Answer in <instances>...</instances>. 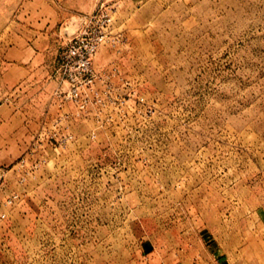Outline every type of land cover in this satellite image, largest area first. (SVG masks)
<instances>
[{"label":"rangeland","instance_id":"obj_1","mask_svg":"<svg viewBox=\"0 0 264 264\" xmlns=\"http://www.w3.org/2000/svg\"><path fill=\"white\" fill-rule=\"evenodd\" d=\"M102 1L0 0V264H264V0H121L104 105L37 119Z\"/></svg>","mask_w":264,"mask_h":264},{"label":"built area","instance_id":"obj_2","mask_svg":"<svg viewBox=\"0 0 264 264\" xmlns=\"http://www.w3.org/2000/svg\"><path fill=\"white\" fill-rule=\"evenodd\" d=\"M120 2L121 0L102 1L97 12L83 17V26L66 40L55 73L58 87L53 97L58 109L67 108L73 110V113L64 112L58 117V121L72 116L80 117L88 111L89 106L104 105V93L95 90L94 84L97 80L104 84L114 74L97 76L94 59L99 48L107 42L108 31L117 19ZM113 72H116V69H113ZM22 167L24 161L20 162L19 168ZM24 182L25 177H21L19 184ZM19 197V192L13 193L7 204H13Z\"/></svg>","mask_w":264,"mask_h":264},{"label":"crops","instance_id":"obj_3","mask_svg":"<svg viewBox=\"0 0 264 264\" xmlns=\"http://www.w3.org/2000/svg\"><path fill=\"white\" fill-rule=\"evenodd\" d=\"M47 39H48V37H47ZM44 44H46V45H44L40 49H37L35 47H34V49L33 48L31 49V48H27L25 46H22L19 49L10 48V51H12L13 53L16 52L17 54H19L21 56H25L26 54H30V51H31L32 56L36 57V55L45 54L47 52V49H49V47H48L49 42H45ZM31 60H32V57L30 58V60L28 62L17 63L15 65L12 64V66L14 65L15 67L10 68V71L7 73V75L9 77V79L13 80V81H9V82L7 81L8 86H6V88H9L10 86H11V88H13L15 86V84H17L19 82L20 78H21V80H23L24 78H27V77L32 75L34 68L32 66ZM30 61H31V63H30ZM54 70H55V68H54ZM15 73H17L16 77H15ZM55 73H56V71L54 73H52V76L50 78L47 79V80L51 79L50 82L52 83V86H51V91L49 93V97H48V100H47L45 106L39 107L36 110L32 107V105L30 106L33 110H35L36 115H37V119H39V120L40 119L44 120V119L51 117V116L53 118H58L64 112L67 111L66 110L67 108H62L61 110L58 109L57 102L53 97V93L58 87V82L56 80ZM19 75L21 76L20 78H19ZM49 114L51 116H49ZM155 262H156V264H200L201 259L198 255H192L191 256L189 253H187V251H185L181 255L179 254L176 257V260H175V256H171L170 254H166L160 260H159V258H156Z\"/></svg>","mask_w":264,"mask_h":264}]
</instances>
